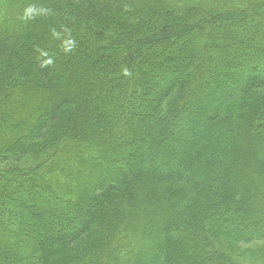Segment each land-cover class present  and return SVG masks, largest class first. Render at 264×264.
<instances>
[{"label":"trees","instance_id":"trees-1","mask_svg":"<svg viewBox=\"0 0 264 264\" xmlns=\"http://www.w3.org/2000/svg\"><path fill=\"white\" fill-rule=\"evenodd\" d=\"M0 264H264V0H0Z\"/></svg>","mask_w":264,"mask_h":264},{"label":"clouds","instance_id":"clouds-1","mask_svg":"<svg viewBox=\"0 0 264 264\" xmlns=\"http://www.w3.org/2000/svg\"><path fill=\"white\" fill-rule=\"evenodd\" d=\"M129 10V6L126 5L125 11ZM53 15H55V13L50 7L30 3L24 6L18 19L21 20L23 23L27 24L29 22L37 20L38 18H46ZM51 36L54 40L60 41L59 48L65 54L73 53L78 46L77 41L71 34V30L65 26H62L60 31H57L55 28H53L51 30ZM35 51L40 53L41 69H51L55 66L54 56L49 55L47 51L39 47H37ZM120 74L126 78L133 77L132 70L126 66L122 67Z\"/></svg>","mask_w":264,"mask_h":264}]
</instances>
